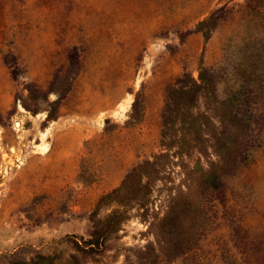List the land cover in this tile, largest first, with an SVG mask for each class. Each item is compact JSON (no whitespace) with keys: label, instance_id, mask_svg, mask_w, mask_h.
<instances>
[{"label":"rangeland","instance_id":"rangeland-1","mask_svg":"<svg viewBox=\"0 0 264 264\" xmlns=\"http://www.w3.org/2000/svg\"><path fill=\"white\" fill-rule=\"evenodd\" d=\"M200 69L243 127L245 152L197 188L198 257L264 261V0H0V264H186L135 251L154 240L149 222L182 217L181 163L129 200L100 253L72 240L88 237L100 195L161 151L166 92ZM183 161L208 167L196 152Z\"/></svg>","mask_w":264,"mask_h":264},{"label":"trees","instance_id":"trees-1","mask_svg":"<svg viewBox=\"0 0 264 264\" xmlns=\"http://www.w3.org/2000/svg\"><path fill=\"white\" fill-rule=\"evenodd\" d=\"M209 19L197 23L205 40L209 35ZM202 99L205 110H198ZM232 112L229 103L216 96L212 77L206 69H200L196 79L183 78L169 88L162 115L159 139L161 151L153 154L151 159L146 158L136 163L124 174L118 186L100 195L90 212L93 224L87 233L88 237H81L82 243L73 239L75 249L87 255L100 253L105 242L128 219L123 208L128 205L129 200H136L138 192L147 189L149 181L168 164L181 163L186 174V196L180 207L182 217L176 221L175 217L165 213L157 218L156 223L149 222L148 228L154 240L135 251L139 253L140 260L157 258L161 254L169 260L182 258L186 260V264H202L198 257V237L206 228L207 221L197 188L228 176L234 161L245 152L242 148L244 130L239 126V120L232 116ZM215 120L228 123V130H221ZM193 152L208 156L207 168L199 161H195L191 167L185 165L183 157L190 156ZM209 155L214 158L211 159ZM193 187L197 197L189 195ZM102 207L107 212L99 218L98 211ZM153 227H157L155 231H152ZM43 258L42 255H37L34 260L17 264H40L38 260ZM247 264H264V261Z\"/></svg>","mask_w":264,"mask_h":264}]
</instances>
